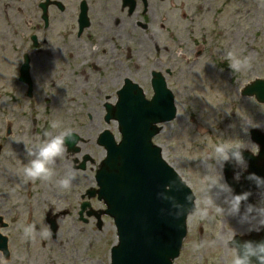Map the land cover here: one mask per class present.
Masks as SVG:
<instances>
[{
	"label": "rangeland",
	"instance_id": "obj_1",
	"mask_svg": "<svg viewBox=\"0 0 264 264\" xmlns=\"http://www.w3.org/2000/svg\"><path fill=\"white\" fill-rule=\"evenodd\" d=\"M182 11L186 13L184 18ZM174 17L176 36L166 45L162 58L158 56L161 52L154 54L143 40L138 42V59L96 54L92 60L97 59L101 69L86 76L74 71L81 59L39 60L32 69V97L26 99L22 89L9 93L14 102L11 130L15 147L5 184L0 175V186L10 195L14 211L13 217L5 220L8 227L1 230L8 238L9 264H109V249L116 241L112 220L101 216L98 227L94 217L84 213V222L78 216L83 201L96 212L104 209L96 198H82L86 190L96 188L95 170L104 153L96 143L98 135L109 130L119 140L116 123L104 122L103 104L107 97L114 104L116 89L124 78L140 84L145 96L150 97V71L166 68L172 73L166 81L175 98L177 117L163 124L154 143L161 146L166 162L195 196V210L188 218L187 234L174 264H231L232 249L227 247V240L233 232L244 233L246 226L212 209L209 218L201 219L196 214L203 207L202 190L208 172L202 160L212 156L221 142L246 148L249 143L248 151L255 153L249 132L264 131V105L240 95L249 81L264 78V0H176ZM159 45H165L162 39ZM109 48L113 51L114 44ZM229 51L247 57L248 66L240 71L230 69L226 59ZM246 102L248 108L244 107ZM54 123L59 128L53 129ZM64 129H71L79 137V151L73 156L66 152L54 162L53 180L26 178L22 171L29 159L25 148L46 133ZM85 156L90 158L86 168L75 170L72 157L78 164ZM69 168L76 179L68 189H61L55 180ZM49 214V218L57 215L54 237L38 234L33 239L23 235L21 224L34 223L38 232L49 228Z\"/></svg>",
	"mask_w": 264,
	"mask_h": 264
},
{
	"label": "water",
	"instance_id": "obj_2",
	"mask_svg": "<svg viewBox=\"0 0 264 264\" xmlns=\"http://www.w3.org/2000/svg\"><path fill=\"white\" fill-rule=\"evenodd\" d=\"M152 87V99L145 100L141 88L127 80L118 93L117 104L107 106L106 116L107 122L110 118L118 121L122 139L116 144L105 131L98 140L107 154L96 173L99 189L88 195L97 194L107 206L103 213L114 220L118 243L111 249L112 264H172L185 235L186 216L194 208L191 191L162 160L160 148L151 143L152 136L160 131L156 124L171 120L176 112L173 96L159 74L152 80ZM243 94L254 95L264 103V80L250 83ZM251 136L261 151L258 157L245 158L249 169L264 177V135L252 130ZM169 181L176 184L169 187ZM237 190L249 192L250 181L243 178ZM185 194L191 198L185 204L189 212L179 220L173 219L167 213L169 205L177 200L185 203ZM259 239H264V232L250 240ZM0 249L6 251L2 236Z\"/></svg>",
	"mask_w": 264,
	"mask_h": 264
},
{
	"label": "flooded vegetation",
	"instance_id": "obj_3",
	"mask_svg": "<svg viewBox=\"0 0 264 264\" xmlns=\"http://www.w3.org/2000/svg\"><path fill=\"white\" fill-rule=\"evenodd\" d=\"M175 1L0 0V175L3 181H7L8 163L15 147L11 130L14 102L6 92L21 87L29 98V85L19 79L24 61H29L28 75L33 90L31 74L39 60L81 59L74 65V71L79 74L96 54L104 58L113 54L119 59H138V42L143 40L151 45L154 54H162L176 36ZM183 7L180 5V9ZM160 39L165 45H159ZM110 43L115 46L113 51ZM90 66L98 69L93 61ZM11 213L6 197L0 199V217L4 219Z\"/></svg>",
	"mask_w": 264,
	"mask_h": 264
},
{
	"label": "clouds",
	"instance_id": "obj_4",
	"mask_svg": "<svg viewBox=\"0 0 264 264\" xmlns=\"http://www.w3.org/2000/svg\"><path fill=\"white\" fill-rule=\"evenodd\" d=\"M226 59L229 62V68L233 71H240L249 63L247 57L241 58L234 51L227 52ZM52 127L57 129L59 124L54 123ZM244 132L245 135H248L247 128L244 129ZM249 141L251 142L250 139ZM78 142L71 129H64L55 134L46 133L44 138L25 148L26 156L29 159L23 166V175L30 180H53L56 173L52 165L67 152L68 143L77 144ZM245 151L248 149L240 144L229 145L221 142L214 147L212 156L202 160L208 172L205 175L206 186L202 190L203 207L196 210V214L201 219L209 218L210 209L223 218H237L240 224L246 226L245 232L241 235L264 231V177L248 172V162L244 156ZM227 164L233 165V181L239 182L243 176L245 180L250 181L255 186L258 196L255 203L248 202V197L252 195L251 192L238 194L234 192L232 185L224 177V168ZM75 179V172L69 168L62 177L55 180V183L61 189H68ZM175 184L176 181H169V187ZM172 199L169 197L168 200L171 201ZM190 199V196L185 194V203H180L178 200L170 203L167 210L168 215L176 220L185 216L189 212L185 204ZM217 201L221 202L217 203ZM242 202L243 210H241ZM161 211L164 212L165 210L161 209ZM19 228L26 238L34 239L38 234L42 236L51 235L50 228L45 226L41 232H38L34 223L21 224ZM235 236L236 233L233 232L231 238L227 240V247L232 249L231 264H264V239L237 240ZM212 243L215 244V241ZM0 264H9V258L5 256L2 250H0Z\"/></svg>",
	"mask_w": 264,
	"mask_h": 264
},
{
	"label": "bare ground",
	"instance_id": "obj_5",
	"mask_svg": "<svg viewBox=\"0 0 264 264\" xmlns=\"http://www.w3.org/2000/svg\"><path fill=\"white\" fill-rule=\"evenodd\" d=\"M244 107H245V108H248V102H246V103H245ZM246 146H247V148H248V147H250V144H249V143H247V145H246Z\"/></svg>",
	"mask_w": 264,
	"mask_h": 264
}]
</instances>
